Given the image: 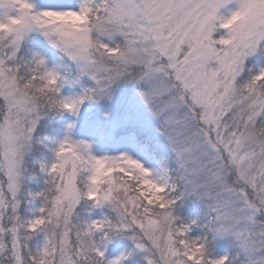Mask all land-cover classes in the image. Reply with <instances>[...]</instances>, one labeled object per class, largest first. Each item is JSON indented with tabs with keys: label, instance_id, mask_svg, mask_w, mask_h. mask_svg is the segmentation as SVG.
<instances>
[{
	"label": "snow or ice",
	"instance_id": "6c2138e0",
	"mask_svg": "<svg viewBox=\"0 0 264 264\" xmlns=\"http://www.w3.org/2000/svg\"><path fill=\"white\" fill-rule=\"evenodd\" d=\"M0 264H264V0H0Z\"/></svg>",
	"mask_w": 264,
	"mask_h": 264
},
{
	"label": "rangeland",
	"instance_id": "374dc122",
	"mask_svg": "<svg viewBox=\"0 0 264 264\" xmlns=\"http://www.w3.org/2000/svg\"><path fill=\"white\" fill-rule=\"evenodd\" d=\"M82 215L87 216L88 213L85 211L82 213ZM101 215L100 211H96L93 213L94 217H97ZM130 246V242L127 240H115L110 246H109V252L108 254L110 256H115L120 253L125 247Z\"/></svg>",
	"mask_w": 264,
	"mask_h": 264
}]
</instances>
